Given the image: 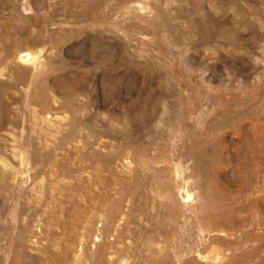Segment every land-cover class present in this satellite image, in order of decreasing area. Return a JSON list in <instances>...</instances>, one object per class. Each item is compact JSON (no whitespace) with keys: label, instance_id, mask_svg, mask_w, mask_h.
<instances>
[{"label":"rangeland","instance_id":"obj_1","mask_svg":"<svg viewBox=\"0 0 264 264\" xmlns=\"http://www.w3.org/2000/svg\"><path fill=\"white\" fill-rule=\"evenodd\" d=\"M99 253L264 264V0H0V264Z\"/></svg>","mask_w":264,"mask_h":264},{"label":"bare ground","instance_id":"obj_2","mask_svg":"<svg viewBox=\"0 0 264 264\" xmlns=\"http://www.w3.org/2000/svg\"><path fill=\"white\" fill-rule=\"evenodd\" d=\"M146 68H147V66H146ZM117 156H115L114 157V159H117L116 158ZM146 162V161H145ZM100 163V162H99ZM113 159H110V160H105L104 162H101L100 164H92V167L91 168H94L95 169V172H97V174L96 175H98V176H100V177H98V179H101V178H103V175H104V172H113L114 170H112L113 169ZM90 166V165H89ZM93 172V171H92ZM94 175H95V173H94ZM93 175V176H94ZM102 180V179H101ZM146 180V179H145ZM108 181H110L109 180V178H107V177H105V178H103V180L101 181V184L102 183H107ZM123 184H126L125 183V181L123 180V182H122ZM145 183L146 182H143V181H141L140 183L138 182V184H135L134 186H133V189L135 190V192H139V191H141L140 189H141V187L144 185L145 186ZM104 184V185H105ZM131 187V186H130ZM129 187V188H130ZM170 191V190H169ZM191 194V193H190ZM101 197V196H100ZM167 197V196H166ZM178 197H180V199H184V200H186L188 197H190L189 196V193L186 191V189L185 188H183V189H180L179 191H178ZM171 198H173V196H171ZM103 236V235H102ZM103 238V237H102ZM104 241H102L101 240V237H100V245H99V249L102 247V245H106V238L105 239H103ZM150 241V240H149ZM73 242H74V240H70L69 241V247H74V244H73ZM104 242V243H103ZM68 243V242H67ZM87 244H88V240H87ZM147 246V245H146ZM155 246V245H154ZM111 247H112V245H111ZM103 248V247H102ZM152 248L153 247H151V246H149V249H151L152 250ZM98 249V248H97ZM124 251V250H123ZM115 254H116V256H117V258L119 257V258H121L122 257V253H121V251L120 250H115ZM59 256V255H58ZM64 258V257H63ZM99 260H98V262H97V264H103L104 262H103V260H104V254L103 253H99V258H98ZM82 261V260H81ZM96 261V260H95ZM80 263V262H79ZM93 263H95V262H93ZM111 263V262H110ZM112 263L113 264H116V259L114 260H112ZM75 264V263H74Z\"/></svg>","mask_w":264,"mask_h":264}]
</instances>
